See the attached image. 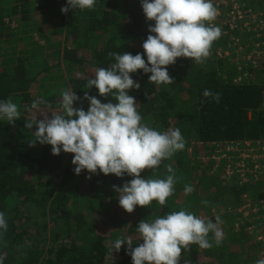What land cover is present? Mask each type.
<instances>
[{"label": "trees", "instance_id": "obj_1", "mask_svg": "<svg viewBox=\"0 0 264 264\" xmlns=\"http://www.w3.org/2000/svg\"><path fill=\"white\" fill-rule=\"evenodd\" d=\"M250 2L245 1L244 11L254 17L257 7ZM65 6L67 0H0V101L11 98L21 112L15 126L0 119V212L8 223L0 236L3 264H133L127 244L110 253L113 242L131 237L135 248V241L143 243L137 231L141 220L182 209L213 222L219 215L224 239L210 249L195 244L188 252L182 249L180 264H255L264 259L245 218L249 201L264 196V178L248 182V172L242 178L227 173L241 162L239 152L264 139V54L254 68L242 61L241 72L230 56L217 54L227 46L232 52L236 39H251V29L244 33L224 25L225 33L203 65L181 57L167 66L175 80L170 85L149 82L151 73L142 70L130 74L140 84L129 95L135 97L142 122L161 132L179 128L186 147L156 172L141 173L144 178H166V166H173L180 180L167 204L154 200L128 213L112 186L122 187L133 177L87 170L77 175L74 154L53 155L47 144L30 147L34 129L24 123L34 114L43 119L40 114L51 118L60 111L64 89H73L81 98L88 91L101 102H115L111 96L101 97L95 86L84 88L94 78L84 69L109 67L115 62L109 52L143 54V42L155 35L148 25L155 22L146 20L141 0H97L95 11L70 8L66 14L61 12ZM53 24L66 44L49 60L39 44L44 29ZM144 59L147 62L146 55ZM205 89L220 93V102L205 98ZM40 97L48 103L31 109ZM89 104L82 99L74 107L87 111ZM185 184L193 188L188 195ZM236 207L243 210L233 211Z\"/></svg>", "mask_w": 264, "mask_h": 264}, {"label": "clouds", "instance_id": "obj_2", "mask_svg": "<svg viewBox=\"0 0 264 264\" xmlns=\"http://www.w3.org/2000/svg\"><path fill=\"white\" fill-rule=\"evenodd\" d=\"M96 2L67 0L61 12L66 14L70 8L95 11ZM141 5L146 20L155 22L148 25L149 33L155 35L149 34L143 42L144 53L109 52L115 62L107 68H97L94 78H89L84 87L90 90L95 86L101 97L111 96L115 102H101L88 91L81 98L73 89H64L60 111L51 113V118L48 114H40L43 119L34 114L24 123L27 129H34L33 138L28 141L30 147L37 143L47 144L52 146L53 155H60L61 151L74 154L72 164L77 175L87 170L90 174L99 171L104 175L133 177L122 187L112 186L119 194V205L128 213L137 206L148 207L154 200L160 206L167 204L180 180L173 166H166V178L149 179L141 173L146 169L156 172L164 160H170L186 147V139L179 128L161 132L142 122L135 97L129 95V91L139 89L140 84L130 74L142 70L145 74L151 73L149 82L170 85L175 80L167 66L181 57L203 65L214 42L222 35V29L214 23L219 12L213 0H141ZM203 96L212 97L217 103L221 99L220 93L209 89L204 90ZM82 99L90 102L87 111L74 107V102ZM47 103L43 97L34 99L31 109L39 110ZM20 116L19 106L11 98L0 101V119L15 126ZM192 191V186L185 184V195ZM202 203L207 206L209 201ZM222 224L219 215L213 222L187 209L172 211L154 220L139 222L137 231L143 243L133 248L131 237L117 238L110 253L119 252L127 244L133 264H180L182 249L188 252L193 244L201 249L221 245L224 239ZM7 229L5 214L0 212V236ZM4 259L0 255V264ZM255 264H264V259Z\"/></svg>", "mask_w": 264, "mask_h": 264}, {"label": "built area", "instance_id": "obj_3", "mask_svg": "<svg viewBox=\"0 0 264 264\" xmlns=\"http://www.w3.org/2000/svg\"><path fill=\"white\" fill-rule=\"evenodd\" d=\"M246 0H213V4L217 7L219 15L214 21L216 26L222 29L225 33L224 25L229 28H237L242 32H247L251 29L254 36L251 39H236V48L231 52L227 47L223 50L219 49L217 54L221 58L230 56L237 67L238 71H242V61H246V65L254 68L263 59L264 54V0H251L256 9L257 4L260 5L254 13V17L248 12L244 11ZM250 1V0H247ZM248 3V2H247ZM254 20L252 27L251 21ZM251 34V33H250ZM248 36V35H247ZM251 48L248 53H244L247 48ZM264 92V91H263ZM264 97V93H263ZM249 144L250 142H246ZM256 147L248 146L247 152H239L236 158H240L241 162H236L234 169H227L228 174L242 178L245 172L249 176L244 180L255 181L256 179L264 178V139L255 142ZM232 163V162H230ZM242 179V181H244ZM251 202V206L245 211L246 223L251 229V234L255 236L257 242L261 244L262 254L264 255V196L256 201ZM240 208L239 211H242Z\"/></svg>", "mask_w": 264, "mask_h": 264}, {"label": "rangeland", "instance_id": "obj_4", "mask_svg": "<svg viewBox=\"0 0 264 264\" xmlns=\"http://www.w3.org/2000/svg\"><path fill=\"white\" fill-rule=\"evenodd\" d=\"M264 2H261V5H263ZM257 8L260 7L259 4H257L256 6ZM43 33L45 34V37H40V46H43L44 48H42V51L44 52H48L47 54H45L47 56V59L49 60H53L55 57L54 54H52V52H54V50H56L58 47H62L64 44H66V41L63 40V33H59L58 32V26H54L49 28L47 30V28L44 29ZM56 42H60V45ZM55 43V44H54ZM50 44V47L48 46ZM84 72L91 77H94V73H95V69L94 68H89V67H85ZM233 211L237 212V210H239V207L233 208ZM136 244H140L139 241H135Z\"/></svg>", "mask_w": 264, "mask_h": 264}]
</instances>
